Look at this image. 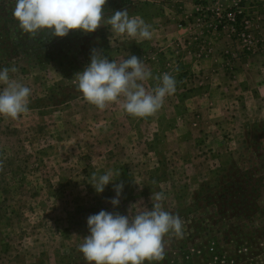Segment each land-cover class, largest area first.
<instances>
[{"label":"rangeland","instance_id":"rangeland-1","mask_svg":"<svg viewBox=\"0 0 264 264\" xmlns=\"http://www.w3.org/2000/svg\"><path fill=\"white\" fill-rule=\"evenodd\" d=\"M252 1L251 8L258 7ZM175 2L181 1L107 0L103 11L105 19L124 9L130 17L145 18ZM14 7L15 0H0V70L15 66L10 78L30 87L31 95L26 114L16 120L0 116V264H87L79 251L90 234L87 218L101 210L125 216L150 210L156 192L165 195L163 209L182 219L183 237L166 236L165 258L152 264L186 258L190 264H213V253L225 254L224 264H264V89L251 95L241 88L211 90L204 97L206 90L193 87V61L184 57L189 51L197 59L208 55L209 32L219 30L230 42L215 45V51L224 56L240 51L242 42L229 26L212 18L216 8L193 14V23L211 20L199 27L208 36L193 31L195 38L181 47L183 42L172 39L138 44L106 24L91 33L33 37L19 28ZM243 7L257 43L253 53L264 54V28H250L257 9ZM93 49L110 62L125 51L153 76L169 73L175 93L146 118L116 103L99 110L84 100L75 81ZM151 49L154 59L147 65ZM143 83L151 91L157 81ZM110 170L114 180L97 193L92 174ZM121 183L119 204L113 206L114 185Z\"/></svg>","mask_w":264,"mask_h":264},{"label":"clouds","instance_id":"clouds-1","mask_svg":"<svg viewBox=\"0 0 264 264\" xmlns=\"http://www.w3.org/2000/svg\"><path fill=\"white\" fill-rule=\"evenodd\" d=\"M107 0H15L13 17L19 28L30 36L50 31L51 36L65 37L70 30L84 33L96 31L101 24L110 26L116 35H127L139 44L152 39L151 25L138 16L130 17L127 9L115 11L105 19L103 6ZM110 44L114 46L110 39ZM18 69L13 66L0 70V116L16 120L26 114L31 88L10 78L9 73ZM157 81L156 86L146 90L144 83ZM76 87L89 104L104 110L109 104H119L124 112L146 118L155 115L163 106L165 98L176 91V80L169 73L153 76L140 58L129 56L120 62L112 60L93 49L90 63L75 74ZM123 98V99H121ZM120 173H116L119 175ZM110 170L106 174H92L91 184L97 193L113 181ZM116 197L113 206L119 204L123 184L114 185ZM163 192L152 193L153 207L131 216L105 210L87 218L90 234L83 238L79 251L87 264H152L165 258L164 239L169 234L183 237V221L178 215L165 211Z\"/></svg>","mask_w":264,"mask_h":264},{"label":"crops","instance_id":"crops-1","mask_svg":"<svg viewBox=\"0 0 264 264\" xmlns=\"http://www.w3.org/2000/svg\"><path fill=\"white\" fill-rule=\"evenodd\" d=\"M181 2L167 4L169 7H164L163 11H160L154 16H149L143 18L146 23L151 25V30L153 31V39L159 40H170L178 41L181 47H185L191 42L192 38L195 36L191 35L196 31L201 36L207 37L208 34L201 33V28H205L204 25L211 20H208L204 24L193 23L194 13H198L202 7L208 8H220L224 9L235 2V0H204L207 1L205 4L198 3L196 0H179ZM243 8L257 9L255 13L257 16L251 21L250 28L256 29L257 27L264 28V0H257L259 3L258 7L253 6L251 8V0H243ZM249 4V5H248ZM252 5V4H251ZM254 13V14H255ZM211 23V22H210ZM198 25V26H196ZM205 32V29H203ZM210 36V53L206 56L196 58V52H191L185 54V58L189 57V61L193 63L189 66V71L194 75L195 89H203L206 92L202 93V96L206 97L211 94V90H237L242 89L244 94L251 95L255 90L261 91L264 89V54H245L237 60H231V51L228 56L223 55V51H215L216 47L226 46L230 42L229 36L226 35L224 30L209 32ZM157 37V38H156ZM148 40V39H145ZM151 42V41H150ZM151 42V43H152ZM213 44V45H212ZM214 50V52H213ZM154 50L145 56L146 64L149 65L154 59ZM122 59L129 58L127 56L128 52ZM131 53V50L129 52ZM188 54V55H187ZM183 57V58H184ZM200 96V95H199ZM219 98L224 99V96L218 95ZM209 98V97H208Z\"/></svg>","mask_w":264,"mask_h":264},{"label":"built area","instance_id":"built-area-1","mask_svg":"<svg viewBox=\"0 0 264 264\" xmlns=\"http://www.w3.org/2000/svg\"><path fill=\"white\" fill-rule=\"evenodd\" d=\"M243 0H235L232 6L227 10L215 9L212 18L217 24H226L229 26L230 33L236 36L238 41L242 42L240 51L232 52V57L238 58L243 54H249L255 52L257 43L253 41V37L249 32V20L244 12L241 10ZM252 5H255V1L251 0ZM210 50H207V53ZM205 53V51H204ZM206 53V54H207ZM226 255L223 253H213L210 257V263L213 264H224L226 263ZM178 264H190L189 260L186 258L185 261L179 262ZM194 264V263H193Z\"/></svg>","mask_w":264,"mask_h":264}]
</instances>
